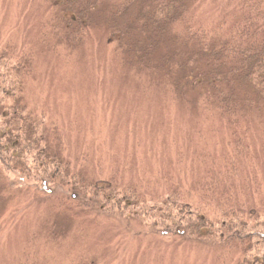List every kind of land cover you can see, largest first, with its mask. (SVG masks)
Masks as SVG:
<instances>
[{
    "label": "rangeland",
    "instance_id": "1",
    "mask_svg": "<svg viewBox=\"0 0 264 264\" xmlns=\"http://www.w3.org/2000/svg\"><path fill=\"white\" fill-rule=\"evenodd\" d=\"M192 8L206 28L225 10L219 0H193ZM51 15L47 0H0V48L32 51L21 106L61 140L64 159L77 164L99 196L53 192L40 172L11 174L0 166V264H241L264 254L258 217L264 214V110L237 129L247 130L249 149L232 166L227 119L200 102V88L182 90L178 100L163 77L125 64L100 25L64 47L50 28ZM129 189L142 204L125 208ZM172 193L186 198L180 202L191 198L193 212L208 216L213 231L179 236L187 228L170 221L164 205ZM239 205L256 212L239 218L243 241L220 257L202 243L219 240L220 213L226 217Z\"/></svg>",
    "mask_w": 264,
    "mask_h": 264
},
{
    "label": "trees",
    "instance_id": "2",
    "mask_svg": "<svg viewBox=\"0 0 264 264\" xmlns=\"http://www.w3.org/2000/svg\"><path fill=\"white\" fill-rule=\"evenodd\" d=\"M47 1L55 12L49 17L50 28L59 39H65L64 47L76 46L89 30L102 26L107 32L106 41L125 64L133 66L137 73L163 77L178 100L184 95L182 90L200 88L196 90L200 92V102L211 103L227 119L231 135L226 156L231 165L248 156L247 130L238 134L237 129L248 116H257L264 110V0H219L225 10L220 12L219 22L207 28L198 21L193 0ZM104 12L106 15H102ZM33 63L31 50L0 48V166L11 174L40 172L38 176L45 180L47 176L53 192L72 188L86 195L85 190H89L97 199L100 189L86 182L77 172L76 163L72 165L64 159L61 140L52 138L45 122L21 106L24 79L32 73ZM40 180L34 181L32 188ZM134 191L127 190L125 208L134 202V206L142 204ZM176 195L170 194L173 203L164 200V205L171 209L169 220L178 219L187 228L185 235L179 236L198 239L205 237L203 231L207 235L213 231L208 216L193 212L191 198L180 202L186 198ZM248 207L250 212H242L239 205L226 217L220 213L223 223L219 240L202 244L219 251L220 257L228 246L235 250L233 243L243 241L240 229L246 226L239 222L256 212L252 205ZM260 216L264 218L262 212H258L259 219ZM171 232L167 229L165 235ZM260 255L263 259L258 264H264V254ZM260 255L240 263L255 264L260 262Z\"/></svg>",
    "mask_w": 264,
    "mask_h": 264
}]
</instances>
